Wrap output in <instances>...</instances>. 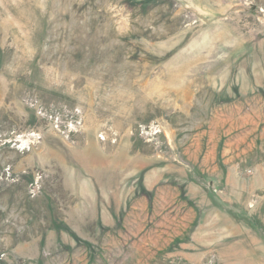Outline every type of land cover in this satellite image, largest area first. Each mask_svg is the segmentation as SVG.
<instances>
[{
  "label": "rangeland",
  "instance_id": "374dc122",
  "mask_svg": "<svg viewBox=\"0 0 264 264\" xmlns=\"http://www.w3.org/2000/svg\"><path fill=\"white\" fill-rule=\"evenodd\" d=\"M0 264H264V0H0Z\"/></svg>",
  "mask_w": 264,
  "mask_h": 264
}]
</instances>
